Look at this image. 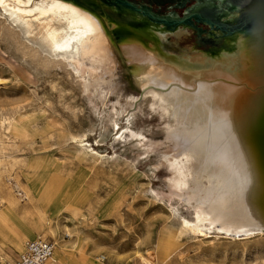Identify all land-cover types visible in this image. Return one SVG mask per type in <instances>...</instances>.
I'll use <instances>...</instances> for the list:
<instances>
[{"label": "rangeland", "instance_id": "374dc122", "mask_svg": "<svg viewBox=\"0 0 264 264\" xmlns=\"http://www.w3.org/2000/svg\"><path fill=\"white\" fill-rule=\"evenodd\" d=\"M75 1L92 8L107 26L117 58L94 65L99 76L119 85L114 87L113 81L114 85L79 92L71 88L61 67L36 70L0 39V250H22L23 239L33 237L19 211L35 218L36 223L31 222L36 236L56 243L77 240V246H83L66 249L67 264H141L139 255L154 264H264V230L237 236L217 226L207 225L196 233L183 228L184 218L195 222L196 214L184 201L187 190L180 188L189 173L186 162L181 163L182 144L169 138L166 108L158 95L144 93L145 86L137 82L138 74L119 45L120 34L93 4L96 0ZM97 1L137 30L160 36L168 57L208 53L213 44H244L250 37L251 27L238 23L237 11L225 14L224 2L233 0H162L166 8L161 14L176 10L168 13L176 17L168 22L114 11L102 4L104 0ZM217 21L236 22L237 30H222ZM170 26H175L173 31ZM148 99L153 102L148 104ZM12 108L20 109L19 116L25 111L16 120L19 125L30 121L27 135L3 121L2 112ZM70 132L84 135L88 147L99 154L76 152ZM28 186L35 190V199ZM11 249L0 251V257L16 256Z\"/></svg>", "mask_w": 264, "mask_h": 264}, {"label": "bare ground", "instance_id": "6f19581e", "mask_svg": "<svg viewBox=\"0 0 264 264\" xmlns=\"http://www.w3.org/2000/svg\"><path fill=\"white\" fill-rule=\"evenodd\" d=\"M224 3L227 16L237 11L238 23L251 27L244 44L221 41L208 53L168 57L160 36L137 30L93 1L120 34L119 45L138 74L137 82L145 86L144 93L158 95L165 106L171 119L169 138L183 146L179 153L185 156L181 163L186 162L189 177L180 182V188L187 190L186 198L182 197L196 214L195 222L184 218L183 228L196 233L207 225L217 226L238 236L264 230V11L247 9L235 0ZM91 9L72 0H0V39L36 70L61 67L71 88L79 92L99 89L104 83L116 87V81L96 73L97 61L109 60L111 64L117 55L107 26ZM229 23L220 22L219 26L222 30L237 29L236 22ZM48 107L53 109L51 103ZM8 109L2 112L8 128L27 135L32 129L30 121L19 125L16 116H21L20 109ZM69 138L76 152L99 154L88 147L84 135L70 132ZM175 148L177 151L179 146ZM33 190L29 188L35 195ZM66 249L54 250V264H67ZM137 259L141 264H154L143 255Z\"/></svg>", "mask_w": 264, "mask_h": 264}, {"label": "built area", "instance_id": "2783aa9c", "mask_svg": "<svg viewBox=\"0 0 264 264\" xmlns=\"http://www.w3.org/2000/svg\"><path fill=\"white\" fill-rule=\"evenodd\" d=\"M55 248L53 240L39 236L27 241L18 258L8 260L5 264H49Z\"/></svg>", "mask_w": 264, "mask_h": 264}, {"label": "flooded vegetation", "instance_id": "af4514ba", "mask_svg": "<svg viewBox=\"0 0 264 264\" xmlns=\"http://www.w3.org/2000/svg\"><path fill=\"white\" fill-rule=\"evenodd\" d=\"M102 4H105L108 8H111L114 11L124 10L126 12H129L131 15H133L135 13L136 14L142 13L138 10L133 9V8H137V9H141V10H144L147 12H151V13L158 15V16L166 17L168 19H170V18L175 19L176 18V17H173L170 14H168L169 12H176V10H171L167 14H161L160 13L164 8H166V6H164L165 3H162V0H104ZM178 6H180V5H178ZM130 7H132V8H130ZM131 15H128V16H131ZM145 16H146V18H148V20L150 19L152 21H158L157 19H152V18L148 17L147 15H145ZM162 23H164V22H162ZM164 24H165V28H168L167 27L168 25L166 23H164ZM129 25H131V23ZM170 27L171 28L168 30L173 31L175 26H170Z\"/></svg>", "mask_w": 264, "mask_h": 264}, {"label": "crops", "instance_id": "0c3cea01", "mask_svg": "<svg viewBox=\"0 0 264 264\" xmlns=\"http://www.w3.org/2000/svg\"><path fill=\"white\" fill-rule=\"evenodd\" d=\"M18 211V210H17ZM18 213V215H19V217H21L22 219H24L25 220V222L30 226V228L33 230V237H30V238H25V239H23V245H24V248H25V244H26V242L27 241H29V240H31V239H35V238H37V237H39V236H36V231L34 230V224L32 223L33 221L35 222V218L34 217H31V216H26V217H24L23 215H22V213H20L19 211L17 212ZM32 221V222H31ZM40 222V221H39ZM36 223V222H35ZM41 223V222H40ZM41 226V225H40ZM51 240H53V239H51ZM54 241V240H53ZM56 243V242H55ZM77 240H65L64 242H63V244L61 245L59 242H57L56 243V248H81L80 246H82V245H79V246H77ZM58 244V245H57ZM60 245V246H59ZM83 247V246H82ZM11 249V248H13V249H11V250H14L15 252H16V256H12L11 258H8V259H5V260H3V257L1 256L0 257V264H5V262L6 261H8V260H15V259H17L18 258V256L20 255V253L24 250V248L22 249V250H19L18 249V247H16V246H13V247H8V246H4V247H2L1 248V250L0 251H4L5 249ZM2 255V254H1ZM49 264H54V262H52L51 261V263L49 262Z\"/></svg>", "mask_w": 264, "mask_h": 264}, {"label": "water", "instance_id": "95a60500", "mask_svg": "<svg viewBox=\"0 0 264 264\" xmlns=\"http://www.w3.org/2000/svg\"><path fill=\"white\" fill-rule=\"evenodd\" d=\"M72 1L75 2V3H78L75 0H72ZM237 1H238V3L242 4L247 9H251V10H254V11H264V0H237ZM78 4H80V3H78ZM81 5H83V4H81ZM83 6H85V5H83ZM130 8H132V7H130ZM133 9L142 12L143 14L147 15L148 17H150L152 19L162 20V21H165V22H167L169 20L166 17L158 16V15H155V14H153L151 12H147V11H144V10H141V9H137V8H133ZM206 20H207V17H206ZM209 21H210V19H209ZM210 22H212V21H210ZM215 23L220 28V26H219V25H221V24H219L220 22L217 21ZM236 30L237 29H233V30L230 31V33H233Z\"/></svg>", "mask_w": 264, "mask_h": 264}]
</instances>
